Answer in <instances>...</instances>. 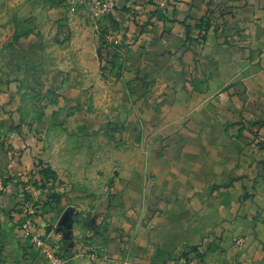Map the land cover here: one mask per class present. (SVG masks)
<instances>
[{
	"label": "crops",
	"instance_id": "1",
	"mask_svg": "<svg viewBox=\"0 0 264 264\" xmlns=\"http://www.w3.org/2000/svg\"><path fill=\"white\" fill-rule=\"evenodd\" d=\"M30 1L25 8L26 0H10V7L15 13L39 8ZM137 1L117 0L114 18L123 25L124 44L131 43L123 73L155 78L152 88L160 93L139 101L138 116L128 122L134 128L127 136L153 143L147 159L137 146V155L126 162L134 173L129 172L127 186L137 189L139 205L148 204L152 213L137 235L142 254L153 252L157 264L156 253L168 256L206 237L202 264H264V149L249 144L245 127L264 120V0H217L236 12L230 22L217 25L219 32L211 26L203 44L190 36H197L196 19L205 16L211 0H179L166 20L149 19L150 5ZM126 8L142 12V19L136 14L134 20ZM231 26L239 30L232 42ZM8 141L15 147L8 148ZM19 146L17 138L0 134V176L11 175L0 194L5 264H43L45 250L25 239L17 225L24 197L14 174L29 168L28 154L19 156ZM146 170L155 176L147 203L141 182ZM125 194L129 197L122 201L130 205L134 194ZM40 201L35 195L29 201L36 206L32 230L58 251L54 246L61 235L51 226L56 214L46 213ZM132 213L128 208L120 217ZM238 237L247 239L245 246L235 245ZM112 242L117 261L120 244Z\"/></svg>",
	"mask_w": 264,
	"mask_h": 264
},
{
	"label": "rangeland",
	"instance_id": "2",
	"mask_svg": "<svg viewBox=\"0 0 264 264\" xmlns=\"http://www.w3.org/2000/svg\"><path fill=\"white\" fill-rule=\"evenodd\" d=\"M26 2L25 8L31 1ZM178 2L144 0L143 4L138 0L135 4L150 5L149 19L166 20ZM34 3L39 8L15 13L10 0H0V134L17 138L19 156L29 157L28 171L14 174L23 184L24 197L20 208L24 216L17 219V225L25 239L36 244L23 229L29 218L33 232L36 206L29 201L35 195L46 213L56 214L51 226L61 235L59 245L54 246L58 251L46 247L39 237L40 247L63 257L65 264H155L153 252L142 254L144 246L137 236L152 213L148 204L139 205L137 189L128 187L126 180L134 174L126 162L129 156L137 155V146L145 149V159L151 153L152 142L142 139L139 145L127 134L134 128L128 124L131 116L139 113L137 103L160 96L152 88L155 78L127 77L123 73L131 43L124 44L123 25L114 18L117 0ZM126 10L134 20L136 14L142 19V12ZM235 12L231 5L209 1L205 16L196 19L199 32L197 36L189 35L190 40L203 44L211 26L218 30L217 25L230 22ZM238 32L231 26L229 41ZM247 124L249 144L264 149V120ZM8 144V148L15 147L14 141ZM142 175L147 203L145 199L154 192L155 176L149 170ZM10 176L6 173L0 178L5 183ZM126 191L134 194L130 205L122 201L129 197ZM69 208L77 220L65 237L59 220ZM128 208L134 213L122 219L120 214ZM124 224L132 234H127ZM204 238L168 256L156 253L160 257L156 263L202 264ZM112 240L120 244L117 261L110 251ZM234 242L243 247L247 239L238 237Z\"/></svg>",
	"mask_w": 264,
	"mask_h": 264
},
{
	"label": "built area",
	"instance_id": "3",
	"mask_svg": "<svg viewBox=\"0 0 264 264\" xmlns=\"http://www.w3.org/2000/svg\"><path fill=\"white\" fill-rule=\"evenodd\" d=\"M5 190V183L3 180H1L0 178V194ZM30 223L31 221L29 220V218L26 219L25 223L23 224V229L24 232H26L27 236H31L32 240H34V242L38 245L41 246L42 245V241L41 239L34 234L31 231V227H30ZM32 232V233H31ZM46 252V257L48 258V260L46 261L45 264H65L66 260L63 259V257H55L53 253L50 252L49 249L45 250ZM0 264H5V255H4V244H3V235H2V231H1V221H0Z\"/></svg>",
	"mask_w": 264,
	"mask_h": 264
},
{
	"label": "water",
	"instance_id": "4",
	"mask_svg": "<svg viewBox=\"0 0 264 264\" xmlns=\"http://www.w3.org/2000/svg\"><path fill=\"white\" fill-rule=\"evenodd\" d=\"M77 220V216L73 214L72 209H67L59 220V226L64 232L65 237L68 236L70 229L72 228L73 222Z\"/></svg>",
	"mask_w": 264,
	"mask_h": 264
}]
</instances>
